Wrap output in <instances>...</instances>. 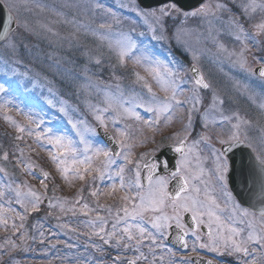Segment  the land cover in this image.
Returning <instances> with one entry per match:
<instances>
[{
	"label": "rangeland",
	"instance_id": "374dc122",
	"mask_svg": "<svg viewBox=\"0 0 264 264\" xmlns=\"http://www.w3.org/2000/svg\"><path fill=\"white\" fill-rule=\"evenodd\" d=\"M5 1L9 5L8 8L10 7L15 15L14 17L16 18L17 28L14 33L9 34V37L5 42L0 44V85H3L5 88L4 92H0V119L5 123L7 122L10 124H15L14 132L20 133L17 131V125H20L26 129L31 128L36 130L35 127H37V125L40 127L44 117L54 116L53 112L55 107L60 111L63 109L61 112H66V108L68 106L69 116V107L73 106L72 102L74 100H78V97L83 96L85 93H87V96L89 97L92 92H104L106 102H109L111 105L116 104L112 102H117L118 104L123 105L124 108H132V110L136 113L138 110H140L139 113H148V115H150V119L153 117V119L158 122V120H156L155 112L146 111L144 106H134L147 105L151 103L153 93H149L147 91L146 96H142L137 93V90L133 92V87L130 86L131 82H129L128 78H126V73L123 71V69L119 68L121 66L127 69L125 65H120L119 63V49L117 42L122 40L125 36H128L136 44L137 39L133 37L131 32H124L125 29H122L121 23L125 22L126 18H122L120 23H116L115 28H119L117 30L115 29L104 32L102 31L103 29L100 28V30L98 29L94 31L95 28L92 24V19L95 17L94 8L98 7L99 5V3L95 0H43V3H41L40 0H35L32 3H28L23 0ZM103 1L105 2L112 0ZM114 1H118L120 3L126 1L131 3L127 0ZM247 3L248 0H206L203 4L206 6L205 12L200 13L195 17L189 16L187 18L182 16L183 14H176L173 12L170 16L164 17L163 21L167 22V20H169L168 23H171L170 21L177 19L184 23H174L173 26H166L163 22L164 25L162 28L160 25L155 23L152 17H148V22L145 23V18L137 15V11L134 9L135 4L129 5L132 6V8L127 7V5L122 6L124 7L122 9V13H126V10L128 9L127 13L131 14L134 12L136 17L141 18L140 21H142L144 25L147 26V28H145L146 36L150 38H153V35L156 37H162L157 40H161L160 42H163L167 47L170 46L171 49L177 48L178 50H181V52L187 56V61L189 63L196 64L197 67L203 72L205 81L211 85L209 89L203 90V92L200 90L199 94L202 97V102L201 104L197 105L196 109L193 111L196 116L201 117V122H199L198 119L194 120L193 118L189 126V120H186L184 122V129L177 133V138L185 134L186 131L194 124L205 127V120L202 119V117L206 109L209 111L207 127L212 124L213 117L215 118V122L223 121L221 115L224 114L225 109L222 107V105H219L215 110L210 109L209 106L212 103V96L214 94L223 100V96L213 88V83L216 84V82L220 83L225 79H231L229 76L232 78H237L238 81L239 79H242L238 83L242 86H246L247 89H249V91H247L245 94L248 98L247 100H249L252 105L254 104L253 110L256 111L255 106H258L264 113V109L260 107L262 103L264 104V97L259 98V94L256 91H253L254 89H257L259 92L262 91V94L264 95V80L256 78L252 73L254 66H264V49H262V47H264V33L258 35L257 29L254 27L255 24L261 22V20H264V11L257 9L255 12L249 11V13L245 15L242 6ZM218 4L223 5V7L217 8L216 6ZM97 13L98 20L96 23L104 24L107 21V17L113 16L116 11L114 7L106 6ZM157 15H159V11H157ZM189 19H195L198 22V26L192 25L191 27V25H189ZM236 20H239L243 24V33L240 32V30L236 27V24L233 22ZM153 28L155 29L154 33L152 31ZM169 29L171 31L167 33ZM62 31H68V34L64 35ZM163 32L166 33L165 36H163ZM237 35H240L241 39L238 40L236 38ZM254 36V40L250 41V39H252ZM106 37L108 38L109 42L106 41L105 43H101L104 41V39L101 38L106 39ZM45 39H48L50 45H53L50 47L52 48V51H47L48 56L52 58L56 57L58 61L53 59L50 60L47 57L46 61L42 63H45V67H48L51 71H56L57 67H60L61 70H64L61 72L58 71L56 75H53L50 72H44L40 74L39 70V74H36L33 71L27 70L28 68H35L38 60L36 61L34 58H39V55L44 52L40 42L42 45L49 46ZM90 39L93 41V43L90 41ZM60 40L66 43H63ZM147 40L149 42L148 38ZM9 41L14 43V48L9 46ZM150 41H152V39ZM152 44H159V42L152 41V43L145 45V48L148 49L149 47L150 49H153L151 47ZM137 47L139 49H136ZM136 48L132 51V53L135 54L134 60L139 58L141 62L145 59V53L143 52L144 47L137 45ZM108 54H112L115 57H112ZM87 57L89 59H86ZM91 60L94 61V63H92ZM82 61H85L86 65H82ZM97 61H99V63ZM103 62L108 65L107 75H116L118 77H113L115 83L111 84V87L104 86L100 82L102 81L104 84H106L108 83L107 80L99 79V81L95 78L94 75H98L100 73V70L97 69V66L94 68L95 72L89 69L91 68L89 67V64L98 65L102 64ZM242 63L244 65L243 67H241ZM184 70L187 71L186 69ZM90 71L93 72V74H90ZM79 83L86 87L87 91H84L85 93H80L78 92V89H76L78 88ZM136 84L132 83L131 85ZM67 89L68 101L65 99L67 94L65 93V90ZM155 96L158 97L157 94H155ZM158 98L163 100L164 96ZM49 101L51 103H49ZM253 110L252 114L255 117H259L254 113ZM164 113L160 115L159 119H161ZM6 116L10 117V119L6 120ZM125 116L129 115L126 114ZM131 117L133 116H129V118ZM121 118L122 117H119L117 121H119ZM31 121L35 122L32 123ZM48 121L52 120L48 118ZM195 121L196 123H194ZM148 122L152 124L151 120H148ZM157 122L153 121V124H156ZM215 122H213L214 126H216ZM43 123H45V121H43ZM229 123H231V125L233 124L232 122ZM49 124L50 123L47 125ZM69 125L70 122L67 124L59 123V126H53L52 129L56 130L58 134L66 135L67 126L69 128ZM258 126V123H255L251 126L248 125L246 130L241 128L240 135L241 137L246 138L248 142L253 144V146L256 147L260 152L261 158H264V123L259 130ZM45 127L46 124L39 131L44 132L45 129H49ZM71 127L74 129L73 124H71ZM85 129L86 127L84 124L80 125V129H78L79 135L77 136L79 141L81 138H83L85 141L94 144V140H96V138L94 137L93 132L89 131V129ZM252 130L254 131L253 133H251ZM202 131H206V129L203 128ZM25 132L28 133V131ZM219 133H224L223 135L225 136L227 135V132ZM127 136L128 135L119 140V142H121L120 145H124V147L121 146L122 149H124L123 151L127 150L125 149L126 146H128L127 144L125 145L129 139ZM217 140L220 141L221 137ZM79 141L77 140V142ZM199 143L200 141L196 138L195 143H191L189 145V154L183 159L186 164L193 166V163L202 165L206 162V157L201 155L198 156L197 154L198 151L196 144ZM207 145L210 147L212 146L211 148L216 150L215 142L213 140ZM2 147L3 146L0 140V149ZM47 147L51 149V145ZM77 147L83 149L84 145L79 143ZM5 155H7L6 151L1 150L0 169H3L4 171H0V175L4 180L1 179L0 182L5 185V187L2 189L0 188V191H3L4 194L9 192V194L12 193L11 195H13V201L7 204V206H10L12 209L11 216L9 217L10 219H13L14 214L24 212L23 208L25 207L22 208L21 206L19 211L15 209V212L13 213V208L19 204L16 202L14 189L16 188L17 184L23 185V183L26 181L27 184L33 186L35 191H37L41 196V202L38 205V209L42 205L43 199L48 198V203L46 206L44 205L45 209H50L52 207L53 209L56 208L59 211H62L59 216L53 217L52 222L47 224V227L45 228L46 230L51 226L52 231L60 233L61 236L67 240L70 239L78 241V233L74 229L73 231L68 229L65 226L66 222L64 219L69 221L70 219L67 217H70L73 219V221L82 220L83 222L87 223V225L98 226L99 221H97V217H92L94 214H85L87 212H83L84 209H82V207L85 203L88 204L90 208V203L86 198L83 201L82 197L80 196L79 202H77V198H74L73 202L81 205V207L79 206L78 208L76 205H74V203L69 201L68 197L47 196L44 193L45 188L41 186L39 179L36 178V180L35 177L30 174L28 168L25 167V165H31L32 168H39L38 165H35L33 162H29V160H25L20 156L16 158V161L13 159L15 163H17V169L15 170L14 166L9 163V158L11 157L7 155V159H5ZM143 159V157H140L136 161V164L140 165ZM48 173L50 176V172ZM193 173L195 172L193 171ZM16 179L17 184H12ZM79 181L80 183L84 182L81 180ZM214 185L216 188L218 187L217 184ZM153 187H155L154 184ZM21 191L27 192V188L21 187ZM67 192L70 193L72 190L68 189ZM143 192L147 193V190L145 189ZM3 197H0V199L2 200ZM57 198H61V201L63 202V209L61 208L60 203L57 202ZM50 203L53 206L50 207ZM28 206L31 205L29 204ZM65 209L66 211H63ZM150 213H152V216H158L162 213L165 214V210L163 209L162 213L146 212L143 215H150ZM116 215L117 212L111 211V213H109L108 210H105V214L99 217H106V222H108L113 220L115 221ZM119 215L123 216V212L121 211ZM40 220L49 222L48 213ZM92 222H95V224ZM38 223L39 221H36V224ZM103 226L106 227V223ZM212 230L213 235H215L216 230L213 228ZM98 231L99 229H97L94 233ZM24 236L25 240L27 238H32L34 240L36 237V235ZM79 236L82 237L83 243L86 245L98 237V235H96L94 238L89 236V234L85 236L80 233ZM37 238L39 243L47 242L46 236L43 235L42 232H40L39 237ZM206 238L210 239L209 233L206 235ZM95 242L99 243L98 239H96ZM50 243L52 247L57 242L50 241ZM77 243L78 242L75 244ZM29 244H31V240H28L27 245H24V248L22 249L23 252L26 251ZM69 248L75 250V248ZM65 253L67 255L68 251L64 252V254ZM67 261V259L66 261L65 258L63 259L64 263Z\"/></svg>",
	"mask_w": 264,
	"mask_h": 264
},
{
	"label": "snow or ice",
	"instance_id": "6c2138e0",
	"mask_svg": "<svg viewBox=\"0 0 264 264\" xmlns=\"http://www.w3.org/2000/svg\"><path fill=\"white\" fill-rule=\"evenodd\" d=\"M6 7L5 4H0V10H3ZM99 7V5H98ZM217 8L223 7V5L218 4L216 6ZM243 12L245 15L251 12H255L257 9H260L261 11H264V0H248V3L243 5ZM137 11V15H140L145 18V23H147V18L152 17L156 24L160 25L161 28L163 27V18L170 16L173 12L176 14H180L182 12V8L178 6L176 3H170L166 4L162 7L157 9H151L148 11H141L139 9H135ZM157 11H159V15H157ZM206 11V6L201 5L199 8L195 9L194 11H186L183 12V15L185 18L192 16L195 17L199 15L200 13H203ZM236 24V27L240 30L241 33L244 32V26L239 21H233ZM101 27H104V25H101ZM151 27V25H150ZM254 27L257 29V34L264 33V20H261V22L254 25ZM11 29L8 27H5L3 31H0V41L6 40L9 37ZM153 33L155 32V29H152ZM154 39H160L162 37H156L153 35ZM238 40L241 39L240 35H237L236 37ZM118 45V57H119V63L120 65H124L125 57H129L133 51V49L136 48V44L134 41L131 40L130 37L125 36L122 40L117 42ZM9 46L15 47L14 43L9 41ZM243 51V50H242ZM99 63V61H97ZM135 63L139 64L140 59L137 58L135 60ZM155 66H150L145 69L146 72L160 85L161 90L164 92H171V95L165 96L163 100L159 99L155 96V94L152 95L151 103L147 105H134V106H144L145 110L148 112H155L156 114V120H159V117L162 113L168 112L170 109L174 107L181 106L182 104L190 103L192 107L188 110V120H189V126L192 121V113L196 109V106L201 104L202 97L200 96L199 92L201 89H209L211 85L209 83H206L203 76L196 74L198 73V70L193 66L190 69V72L193 74H196L194 77V84L193 87L189 90L191 92V96L186 97L183 101L178 99V94H183V89L180 87V84L187 83V81L180 76L179 70H172L169 69L166 65H161L160 61L154 62ZM243 63L241 64V67H243ZM162 69V70H161ZM259 76L261 78H264V67H261L259 70ZM137 80L143 81L144 77L139 76L137 74ZM179 81V83H178ZM144 87L147 88L149 93H152L151 86L145 81ZM5 88L3 85H0V92H4ZM49 103H51L49 101ZM225 102L217 97L215 94L212 96V103L209 106L210 109H217L219 105H223ZM123 107V105H121ZM260 107L264 109V104H261ZM63 111V109H61ZM102 111H107V109H104ZM124 114H127L129 116L135 117V119L140 120L141 117L138 113L134 112L132 108H124L123 109ZM208 115L209 111L208 109L205 110L204 115L202 119L205 120V127H207L208 122ZM221 118L223 120L231 121L233 118H235L236 123L232 124V128L234 131L229 136L228 140L225 141L223 139L220 140V143L223 145L224 143H230L232 145H245V139L241 138L240 135V129L241 124H247L248 121L244 120L242 117H240L238 114L233 113L232 116H223L221 115ZM6 120L10 119V117H5ZM96 119L100 122L101 126H105L104 119L102 116H97ZM34 123L35 121H31ZM71 123V121H69ZM115 122V121H114ZM212 122H215V118L213 117ZM17 131L24 132L28 131L29 135H32L34 132V129L31 128H24L20 125H17ZM39 127V125H37ZM73 127L75 128V124H73ZM89 131H94L93 129H89ZM79 135V132L77 133ZM123 135V133H121ZM17 139H20L18 136ZM35 139L37 142L40 141H46L48 145H51V150H49V158L55 165L56 171L59 173L61 179L71 184L73 180H81L85 181L86 178L91 182L93 185V190L90 192V195L93 197H99L101 195H114L118 190H124L126 188H132L133 185L141 189L142 185L140 184V173L137 170L136 172V179L135 181H129L128 183H125L124 178V167L120 166L115 172H112L111 169L113 165H116L117 160L115 157H119L123 155V158L128 161V163H132L131 160L128 159V153H116L112 150L103 147V146H94L92 143L85 141L83 138L79 141V143L84 145L83 149H80L76 146L75 142L64 134H53L52 129H45L43 133L35 132ZM201 139L207 140L208 137H201ZM184 140H180V145L184 144ZM43 146V145H41ZM124 147V145H121ZM247 147H251V144H248ZM175 151L180 152L182 151V147H177ZM214 155H216V176L217 180L220 182L222 189L224 190V195L227 197V203H231L233 205V208L235 210L239 211V214L241 217L249 215V212L246 208L241 209L238 204H236L233 200L232 192L228 191V184L235 179V181L243 186L246 182V179L251 176L250 171L246 168L245 160L243 158V155L240 156L238 161H230V160H224L221 159V156L223 153H217L216 150H213ZM91 153V154H90ZM103 157V159H99L100 157ZM5 159H7V155H5ZM260 164V170L262 174V180H264V158L257 157ZM185 163V161L181 160L177 162L176 170L172 173L173 177H180L181 185L179 189L175 192V195H170L166 191L167 187V178L165 177H159L155 181L152 180L151 175H149V189L147 193L143 191H139L135 194V197L129 196L127 194L120 197V199L124 202L125 206L123 208L117 209V215L115 217V222L112 224V231L111 232H105V229L103 225L106 223V220L103 217L97 216V221H99L100 227L99 231L96 232V235L100 236V239L103 240L104 244H108L110 240H112L114 237H117L118 232L122 233L119 235V238L116 240V245L119 246L121 241L124 240L125 237H127V240L131 241L135 237L133 235V232H137L140 237H143L145 234L146 229L144 227H141L140 223H129V221H136L144 220V213L146 212H161L165 206L170 207L173 211L172 216H168L166 214H161L158 216H155L152 218V227L156 228L158 231L161 229H165L169 226V221H175L176 226L178 228H183V226L180 224V218L182 213L184 212H192L193 213V220L197 223H202L201 220H198V216L207 215L209 217L210 223L213 219L217 222L219 226V231L215 235H213V230L211 226H209V237L210 241L208 244H200L199 247L201 248H208L209 251L218 252L221 247V242L226 249H230L229 255H231L233 252L235 253H243L245 256L249 255L247 245L249 243H255L259 244L262 248H264V236L257 235L254 231H250L248 233V236L246 239H236V237L240 236V230L231 226H225L222 221L220 220V217L216 214L213 207L205 204L204 202H201L197 200L196 198L184 195L182 196V193H187L189 191V178L181 175V167ZM26 168H28L30 174L40 180V184L43 188L47 189L48 185L45 183V181L49 178V173L44 172L42 170L34 171L31 165H25ZM166 167V165H165ZM139 168V165H137V169ZM155 169V165H152L150 168V172ZM0 171H4L3 169H0ZM234 174V176H233ZM105 177H108L109 179L113 177L119 178V189L117 188V185L115 183L111 184L110 191L107 193L100 190L99 186L96 185V181H103ZM196 177H192V179H195ZM153 184L155 187H153ZM10 187V186H9ZM21 187L27 188V192H22ZM192 191L199 192L200 190L198 188H192ZM15 195H16V202L21 204L22 207H25L27 210L28 205H31V210L36 211L38 210V205L41 202V196L40 194L35 191L33 186L28 185L25 181L23 185L17 184L16 188L14 189ZM4 196V192L0 191V197ZM134 199H138L139 203H132ZM80 196L79 193L77 194V202H79ZM166 201L168 202L166 204ZM27 202V203H26ZM57 202L60 203L61 208L63 209V202L61 201V198H57ZM131 204V208H129L127 205ZM211 205H214L216 209H219V205L216 204L214 199H211ZM53 206L50 203V207ZM98 207H105V205H98ZM84 209H88V204L83 205ZM3 210V206L0 205V211ZM109 213H111L112 209L111 207H108ZM123 212V216L119 215L120 212ZM87 214V213H85ZM235 215V211L233 213ZM260 215L264 217V209L261 210ZM19 218L22 220L24 217L19 216ZM231 219V218H230ZM123 222L124 227L122 229H118V225ZM243 223V220L240 221ZM0 223L7 224L6 220H3L0 218ZM95 224V222H92ZM224 227H227L228 235L225 236L223 234ZM249 227H252L251 222H249ZM107 237V238H105ZM181 240H183V237H180ZM197 240H199V237H197ZM139 243V240L137 241ZM153 243H155V239L153 238ZM186 246V245H185ZM124 247L127 248L128 244L125 243ZM119 257H116V260H118ZM129 264H135L134 261H130ZM208 264H211V261L208 262ZM254 264V261H253Z\"/></svg>",
	"mask_w": 264,
	"mask_h": 264
},
{
	"label": "water",
	"instance_id": "95a60500",
	"mask_svg": "<svg viewBox=\"0 0 264 264\" xmlns=\"http://www.w3.org/2000/svg\"><path fill=\"white\" fill-rule=\"evenodd\" d=\"M143 7H152L155 5L162 4L167 1H173L178 6H180L184 10H189L192 7L197 6L203 0H138ZM14 22L11 15L5 10H0V31H3L5 27L13 29ZM1 42V41H0ZM259 69L256 70V73L259 74ZM166 152H162L159 154L158 158H151L150 161L155 163H167V157L165 156ZM240 155H243V158L246 162L248 160L251 161V157L248 153L242 152H231L228 156L230 161H238ZM161 157V158H159ZM249 166H252L250 162ZM249 171L251 176L246 179V182L243 186L238 184L235 179H233L228 185L229 189L234 193V195L244 204L249 205L251 208H256V210L261 211L258 206H264V180H262V174L260 170V166L256 165L253 168L249 167ZM234 176V174H233ZM246 190V191H245ZM248 191V192H247Z\"/></svg>",
	"mask_w": 264,
	"mask_h": 264
},
{
	"label": "flooded vegetation",
	"instance_id": "af4514ba",
	"mask_svg": "<svg viewBox=\"0 0 264 264\" xmlns=\"http://www.w3.org/2000/svg\"><path fill=\"white\" fill-rule=\"evenodd\" d=\"M172 210V209H171ZM186 212H184V213H182V214H185ZM180 224L183 226V228L181 229L182 230V232H183V234H184V236H185V238H186V241H189L190 240V232L193 234L194 232H196V231H198L197 230V228L195 229L194 227H195V225H196V222L193 220L192 221V229H190V228H188L187 226H186V224L184 223V222H182V221H180ZM169 228V226L167 227V229ZM192 236V235H191ZM203 249L204 248H200V249H198L197 250V252H199V253H203ZM209 252L210 251H208V254H209Z\"/></svg>",
	"mask_w": 264,
	"mask_h": 264
}]
</instances>
